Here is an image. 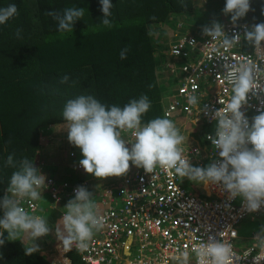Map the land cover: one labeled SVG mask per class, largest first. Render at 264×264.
I'll list each match as a JSON object with an SVG mask.
<instances>
[{
	"label": "clouds",
	"instance_id": "obj_1",
	"mask_svg": "<svg viewBox=\"0 0 264 264\" xmlns=\"http://www.w3.org/2000/svg\"><path fill=\"white\" fill-rule=\"evenodd\" d=\"M101 5L104 14L101 23L105 27H112L109 17L112 15L110 9L113 4L111 0H101ZM250 10L251 0H226L222 11L225 15H231V23L236 26ZM16 15L18 8L15 4L0 7V25ZM46 15L57 21L58 31L63 35L73 32V25L77 20L83 19L85 9L73 6L63 9L62 12L53 10ZM201 27L190 32L201 37L199 29H202L203 35L211 37L212 41L220 40V47L224 49H231L242 38L255 49L264 46V22L242 25L243 33L234 31L231 36L225 32L224 25L215 20L210 25ZM21 31L16 30L17 38ZM175 31L181 30L175 29L174 33ZM148 34L153 35L151 31ZM127 51V48L121 51V59L127 58ZM262 63L264 58H261L259 64L253 61L242 62L239 66L230 62L224 64L225 76L232 84V95L225 107L210 109L208 105H204V114L210 115L216 121L215 136L209 135L207 139L211 140L220 157L210 163L206 162L205 165L209 163L206 167L193 166L183 155L184 149L181 145L185 136L167 114L142 123V116L151 108L147 95H141L120 107L108 106L95 96L86 94L68 99L63 107L62 117L67 122V130L62 131L66 132L64 142L69 153V162L64 166L68 168L73 164L86 172L85 177L95 175L98 178L122 176L129 171L130 162L143 168L146 173H152L157 167L174 170L179 177H187L195 183L221 186L228 193L229 200L240 197L242 207L249 213L264 209V110L252 117L251 121L245 111H242L248 104L250 94L257 99L264 95V81L259 79L260 74L264 73ZM69 79L65 75L60 83H68ZM166 96L163 94V103ZM261 102L264 103V99ZM188 103L197 105L198 97L190 94ZM125 132L135 137L134 141H126L123 138ZM129 143L131 148L126 146ZM74 146L81 149L84 157L81 161H75L76 164L71 157H75L77 151L75 155H70ZM65 159L67 160L66 157ZM38 162L37 168L27 157L20 160H14L13 155L7 157L5 166H10L15 171L4 190L5 195L0 199V208L3 209V217L0 218V229L3 230L0 231V246L6 242V232L7 241L20 240L30 245L24 246L25 254L29 256L39 251L36 240L41 237L47 243L60 239L65 248L75 245L78 250H86L95 232L104 226V217L98 212L95 195L86 186H77L74 189V198L64 207L62 218L60 219V213L48 220L49 215H53L49 211L57 209L58 204L53 206L54 200L51 198L50 209L43 208L47 218L43 216L42 205L38 200L41 194L37 189L45 185L46 177L42 173L49 169L39 160ZM79 163L83 168L78 167ZM66 174L67 170L63 179H69ZM22 200L37 201L36 212L31 214L26 211ZM51 227L54 233L50 238ZM24 234H27V241L22 239ZM254 242L264 251V225L260 226ZM52 249L56 250L55 245ZM193 251L197 264H209V260L211 264H231V244L213 236H209L206 244L201 243L194 247ZM51 255L53 259V254ZM183 256L186 260L188 253H183Z\"/></svg>",
	"mask_w": 264,
	"mask_h": 264
},
{
	"label": "trees",
	"instance_id": "obj_2",
	"mask_svg": "<svg viewBox=\"0 0 264 264\" xmlns=\"http://www.w3.org/2000/svg\"><path fill=\"white\" fill-rule=\"evenodd\" d=\"M253 2L255 15L264 21V0ZM111 3L113 26L105 27L101 0H0V7L15 4L18 8V15L0 25V199L15 171L5 166L7 157H27L37 168L38 160L44 163L45 141L64 136L55 127L67 130L66 124H57L66 123L62 112L68 99L93 95L103 104L123 107L147 95L151 108L142 116V123L164 117L163 90L169 84L159 80L160 32L173 16L194 9L196 0ZM73 6L84 8L85 15L75 22L72 33L61 35L57 21L46 13ZM17 29L22 30L19 38ZM125 48L127 58L121 59ZM164 67L172 73V65ZM65 75L70 79L61 84ZM47 168L63 179L67 166L50 164ZM4 238L0 264H49L46 252L39 250L29 256L24 249L29 244L7 241L6 232Z\"/></svg>",
	"mask_w": 264,
	"mask_h": 264
},
{
	"label": "built area",
	"instance_id": "obj_3",
	"mask_svg": "<svg viewBox=\"0 0 264 264\" xmlns=\"http://www.w3.org/2000/svg\"><path fill=\"white\" fill-rule=\"evenodd\" d=\"M253 23L261 22L238 21L234 26L229 21L223 25L225 32L231 36L234 31L243 33L242 25ZM169 43V52L183 62L176 68L174 64H169L175 77L178 69L182 75L177 79V92L166 96L164 116L167 114L169 118L175 110H179L185 113L186 122L190 120L205 127L208 125L204 134L207 149L199 143L181 145L183 155L193 166H203L206 162L220 159L211 140L207 139L209 135L215 136L216 121L205 115L203 110L205 104L210 109H219L230 100L232 84L225 76L224 64L230 62L239 66L245 61L259 64L264 58V46L255 49L242 38L231 49H224L220 47V40L212 41L206 35L199 37L195 32L186 31H175ZM261 67L264 68V63ZM259 79L264 81V73ZM190 94L198 97L197 105L188 103ZM262 99L264 95L257 99L250 94L248 104L242 108L250 121V111L259 113L264 110ZM127 134L125 140L134 141L135 137ZM126 146L131 148L130 143ZM75 154V149L70 150V155ZM78 167L83 168L80 163ZM108 179H113V182L106 184L95 195L100 198L96 203L99 214L104 217L103 228L95 232L86 250H78L72 245L61 253L62 257L53 258L50 264H75L70 254L72 250H76L86 264H170L173 258L185 259L183 253H188L187 259L192 253L195 255L193 248L206 244L209 236L231 244V264H264V251L254 242L260 227L247 244L239 239L237 228L238 222L249 215L254 220H261V225H264V209L247 212L240 197L229 200L228 193L219 185H213L214 196L203 198L186 187L184 178L175 174L174 170L159 167L152 173L136 168L132 173ZM97 180L98 177L92 175L75 183L48 175L45 187L54 200L53 206H56L74 198L77 186L84 185L89 190L98 185ZM21 203L31 214L38 208L37 201L22 200Z\"/></svg>",
	"mask_w": 264,
	"mask_h": 264
},
{
	"label": "rangeland",
	"instance_id": "obj_4",
	"mask_svg": "<svg viewBox=\"0 0 264 264\" xmlns=\"http://www.w3.org/2000/svg\"><path fill=\"white\" fill-rule=\"evenodd\" d=\"M196 1L200 5L196 4L194 6V9L190 10V12L188 13L181 14L180 17L173 16L162 26V28L165 30L164 31L161 30L160 32V35H163V36H160V42L162 46L159 48V52L162 53L163 55L159 61V65H160L159 80L164 84H167V82L169 84L168 86L165 87V90H163L164 95L172 96L173 93L177 92V89L175 88V86L178 85V80L174 79V74L170 73L169 70L164 66H166L167 64H174V68H176L177 66H180L183 62V61H180L178 57H175L169 52V44H170L169 41L173 37L174 30L178 29L181 31L190 32L196 27L210 25L213 20L218 21L221 24H225L231 21V15L230 14L225 15L222 11L226 4V0H196ZM253 1L254 0H251V10L247 13V15L244 18H241L239 21H248V22L252 20L253 21H263V20H260L258 16L255 15ZM180 23H183L182 28H179ZM202 34H203L202 29H199V35L201 36ZM176 73H177L176 78L179 79V77L182 75V71L176 70ZM257 114L259 113L250 111L251 117H254ZM169 119H171L176 124V126L180 129L181 134L185 136L184 143H188L190 145L192 143H196V141H199L202 146H206L205 140H204V134L207 131L208 125H206V127L203 128L201 123L195 124L190 120L186 122L185 113L179 110H175L172 116L169 117ZM182 127L184 129H182ZM57 130H60V132H62V130L64 129L57 128ZM187 133H190V135H187ZM64 138L65 137L61 136L60 134V135H54L53 137H51V139L49 138L47 141H45V151L41 152V154L45 158V162L43 163L45 166H48L50 164L62 166L69 162V158H68L69 153H68L67 146L65 145L64 141H61V140H64ZM123 138L126 139V136H124ZM73 148L77 151V155L75 157H71V160L74 162V164H76L75 161L77 160L81 161L84 157L82 155L80 148L76 146H74ZM207 148L208 146H206V149ZM65 157L67 158V160L65 159ZM207 165L208 164H206L205 166ZM194 166H198V165H194ZM136 168L138 167L130 164L129 171L126 174L132 173V171H134ZM66 170H67V174H66L67 178L72 179V181L75 183L80 182L81 180L80 177H82L83 175H86V172L82 171L81 169H78L76 166H73V164H71L70 167L66 168ZM42 174L45 175L46 178L49 174L61 175L59 172L53 169H49L47 172H44ZM106 180L108 181V179ZM185 180L186 179H184V184L186 185V187L189 188V179H187L186 181ZM112 182L113 181L110 179V183ZM37 191H39L41 194L40 199H38L40 204L42 205L41 212H44V209L49 210L50 209L49 203L52 200L50 197L49 191L47 190L45 185L37 189ZM198 195L199 196L201 195V197L203 196L200 193ZM70 199L72 198H69L68 200ZM99 199L100 198L98 197V195L95 196L96 201H99ZM49 213L50 214L53 213L52 210H50ZM263 224H264V221H263ZM258 227H260V225L258 226L257 221L254 220L251 215L245 217L244 219L238 222L237 228L239 231V239L243 241V244L249 243L250 237L256 230H258ZM51 229L52 231L49 233L50 238L53 236V233H54L53 227H51ZM22 239L24 240L28 239L27 234H24ZM36 243L39 245V250L51 252L52 254L54 253L55 255V252L52 249V246H54V242L47 243L45 240H43V237H41L36 240ZM62 248L65 249V246L63 245ZM71 257L75 264H86L84 261L81 260L80 254L76 250L71 251ZM102 264H110V263L104 262ZM113 264H117V263L114 262ZM170 264H196V258H195L194 253H192L189 259H186V260L183 258L181 259L173 258L171 259Z\"/></svg>",
	"mask_w": 264,
	"mask_h": 264
},
{
	"label": "crops",
	"instance_id": "obj_5",
	"mask_svg": "<svg viewBox=\"0 0 264 264\" xmlns=\"http://www.w3.org/2000/svg\"><path fill=\"white\" fill-rule=\"evenodd\" d=\"M196 4H198V5H200L199 3H197V1H196ZM64 124H67V122L66 123H62V124H57V125H64ZM203 127V126H202ZM55 128H60V127H55ZM182 129H184L183 127H182ZM64 133H66V132H64ZM187 135H190V133H187ZM204 141V140H203ZM196 143H199V144H201L199 141H196ZM195 143V144H196ZM210 163V162H209ZM209 163H207V164H209ZM130 164H131V162H130ZM202 167H206V166H202ZM79 176H81V175H79ZM86 175H83L80 179H82L83 177H85ZM78 177V176H77ZM106 179H108V177H106V178H98V180H97V184L98 185H93V187H91L90 189H89V191H91V192H93V194L94 195H96V193L102 188V187H104V186H106V184H108V183H110V179H108V181L106 180ZM184 179H188L187 177H185ZM185 180V181H186ZM112 181H113V179H112ZM214 188V186H213V184H208V185H203V184H198V183H195V182H193V181H190L189 180V189L190 190H192V191H194L197 195L200 193V194H202L203 196V198H207V197H210V196H214L215 194H216V192H215V190L213 189ZM201 196V195H200ZM66 204H67V202H60V203H58V208L57 209H55V210H53L52 212H53V215H49V218H47L46 217V215H45V211L43 212V216L44 217H46L48 220L50 219V218H52V216H58L60 213H62V212H64L65 211V209H64V207L66 206ZM60 205V206H59ZM52 206V205H51ZM257 221V220H256ZM57 223H58V221H57ZM257 224H258V226L260 225L261 226V220H258L257 221ZM259 228V227H258ZM24 236V235H23ZM23 236H22V238H23ZM54 245H55V247H56V250L54 251L55 252V255H54V253H53V257L54 258H60V257H62V255H61V253L64 251V250H66L67 248H62V243H61V240L60 239H58L56 242H54ZM47 254H48V256H49V259L51 260L52 259V253L51 252H46Z\"/></svg>",
	"mask_w": 264,
	"mask_h": 264
}]
</instances>
